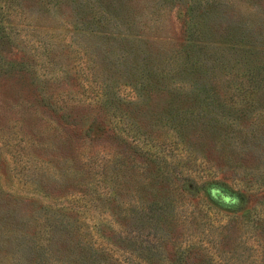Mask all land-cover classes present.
Here are the masks:
<instances>
[{
    "label": "rangeland",
    "instance_id": "374dc122",
    "mask_svg": "<svg viewBox=\"0 0 264 264\" xmlns=\"http://www.w3.org/2000/svg\"><path fill=\"white\" fill-rule=\"evenodd\" d=\"M114 259L264 264V0H0V264Z\"/></svg>",
    "mask_w": 264,
    "mask_h": 264
},
{
    "label": "trees",
    "instance_id": "16d2710c",
    "mask_svg": "<svg viewBox=\"0 0 264 264\" xmlns=\"http://www.w3.org/2000/svg\"><path fill=\"white\" fill-rule=\"evenodd\" d=\"M98 129H101V127L100 126H93L92 127V125H90V127H89L90 131H94V130H98ZM216 196H218L219 198H222V199L223 198L228 199V197H229L228 194H224L223 192H220V191H216ZM112 262H114V264H121L120 262L117 261V259H114V261H112Z\"/></svg>",
    "mask_w": 264,
    "mask_h": 264
}]
</instances>
